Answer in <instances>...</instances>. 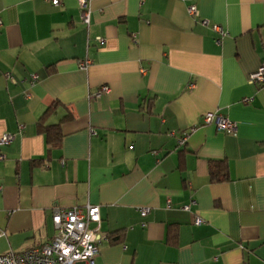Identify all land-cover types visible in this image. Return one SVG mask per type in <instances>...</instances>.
<instances>
[{"label": "crops", "instance_id": "0c3cea01", "mask_svg": "<svg viewBox=\"0 0 264 264\" xmlns=\"http://www.w3.org/2000/svg\"><path fill=\"white\" fill-rule=\"evenodd\" d=\"M60 1L0 0V255L91 205L95 264H264V0H94L89 27Z\"/></svg>", "mask_w": 264, "mask_h": 264}, {"label": "built area", "instance_id": "2783aa9c", "mask_svg": "<svg viewBox=\"0 0 264 264\" xmlns=\"http://www.w3.org/2000/svg\"><path fill=\"white\" fill-rule=\"evenodd\" d=\"M53 6L59 7L60 0H49ZM94 0H79L81 10V19L86 26L91 24V3ZM189 15L194 19L200 20L198 8L195 5L188 7ZM204 25H211L208 20H201ZM213 30L220 35L221 38L226 36L225 30L218 25H212ZM98 41L102 42L101 38ZM221 39L218 40L220 42ZM88 63L82 64V68H87ZM38 82V76L33 75L30 81L31 85ZM250 85L264 86V61L259 69L252 73L249 77ZM109 87H103L96 94L95 98H99L103 94L109 93ZM204 125H215L217 130L226 134H235L238 125L217 112L208 113L203 116ZM94 133V132H93ZM15 139L13 135H6L2 138L1 143L10 144ZM188 136L185 135L181 139V143H185ZM5 157L1 156L3 160ZM193 200L191 205L184 208L190 211L192 206L196 205ZM149 208H142L140 212L142 216L149 213ZM53 222L56 229V235L50 241L43 244L35 245L22 252H10L0 255V264H95V259L99 254V245L106 241L107 238L101 234V216L98 206H87L85 210L74 207L69 210L55 209L53 213ZM195 223L201 225L204 221L197 218ZM92 225H95L92 227Z\"/></svg>", "mask_w": 264, "mask_h": 264}, {"label": "trees", "instance_id": "16d2710c", "mask_svg": "<svg viewBox=\"0 0 264 264\" xmlns=\"http://www.w3.org/2000/svg\"><path fill=\"white\" fill-rule=\"evenodd\" d=\"M53 110V108H49L46 112V114H50V112ZM72 115L69 114L67 116L64 117L63 121L65 120H70L72 119ZM46 131V138H47V141L48 143L51 142V141H56V142H59L61 141L62 139V130H61V124H58V125H54V126H50V127H47L45 129ZM224 177V176H223ZM222 178H220L219 176H214V180L215 181H220Z\"/></svg>", "mask_w": 264, "mask_h": 264}]
</instances>
